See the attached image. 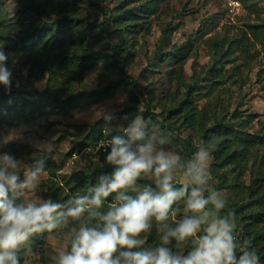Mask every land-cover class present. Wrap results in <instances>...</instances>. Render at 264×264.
<instances>
[{
  "label": "rangeland",
  "instance_id": "obj_1",
  "mask_svg": "<svg viewBox=\"0 0 264 264\" xmlns=\"http://www.w3.org/2000/svg\"><path fill=\"white\" fill-rule=\"evenodd\" d=\"M1 1L11 15L21 8L17 0ZM231 1L99 0L100 7L82 4L81 16L100 23L93 31V48L104 54L82 74L72 72L70 66L65 65L57 71L56 79L49 80L50 61L11 53L8 64L13 73L12 86L41 90L49 83L59 88L64 97L77 96L68 113L49 107L28 122L16 125L0 122V154L13 155L22 167L34 166L40 159L45 162L46 173L39 189L26 194V198L52 199L55 191L68 195V200L75 197L62 182L63 178L103 163L94 153L85 151L93 147L94 142L80 145L97 121H100L95 127L97 132L105 128L110 136L119 135L137 115L143 117L147 104L154 112H161L164 105L178 104L188 84L204 76L211 65L219 67L221 76L208 75L192 97L202 116V125L207 127L220 119L235 124L245 135L259 137L263 143L252 148L242 169L235 164L219 168L211 164L210 187L222 191L228 203L235 195L236 182L260 185V190L264 191V41L262 44L253 38L245 41L248 53L239 46L240 36L250 25L264 24V0H238L240 5ZM129 8L135 15L128 20L120 22L113 19L114 15L110 16ZM16 33L14 28L11 34ZM118 41H122V49L114 53L112 46ZM0 47L3 48V44ZM162 52H177L178 57L163 60ZM122 59L124 63L119 61ZM125 77L134 79L133 96L124 84L99 97L87 96ZM104 111H114L115 118L106 122L100 115ZM165 123V127L156 124L148 127L149 135L167 137L169 143L162 147L179 153L186 163L192 154L178 145L175 136L190 140L198 148L205 143L201 126L189 127L183 113L170 117ZM49 142L56 146L51 154L41 149ZM219 175L227 188L216 189L222 184ZM144 180L154 182L151 175H142L137 181V193L142 191ZM183 180L182 174L177 172L174 183ZM174 210L175 216L170 215L167 222L171 227L182 220L183 208ZM98 223V220L91 221L89 226ZM152 224L150 231L142 234L145 240L142 249L160 244L161 233L154 220ZM79 226V222H71L69 227L78 229ZM153 230L155 235L151 233ZM191 247V243L186 242L173 251L186 254ZM63 248H70L69 228L56 229L41 240L30 237L18 255L21 264H55L54 257Z\"/></svg>",
  "mask_w": 264,
  "mask_h": 264
},
{
  "label": "clouds",
  "instance_id": "obj_2",
  "mask_svg": "<svg viewBox=\"0 0 264 264\" xmlns=\"http://www.w3.org/2000/svg\"><path fill=\"white\" fill-rule=\"evenodd\" d=\"M7 61L8 54L0 47V85L10 90L13 73ZM100 115L106 122L115 118L114 111ZM148 127L137 115L122 135L87 148L89 153L103 149L106 163L114 170L100 177L88 190L90 196H75L66 204L26 198L41 185L46 173L43 159L22 167L13 155L0 154V264H21L18 253L30 237L63 228H69L70 248L57 251L55 264H261L247 240L238 243L234 214L225 211L227 197L210 187L217 136L199 145L185 163L179 153L162 147L169 143L167 137L149 135ZM55 147L49 142L41 149L51 154ZM177 172L184 177L179 187L174 186ZM142 175L154 178L156 190L145 187L135 198L126 195L129 189L137 191ZM113 193L115 200L102 214L100 209ZM178 201L184 202L185 217L171 227L167 222L170 215L175 216L173 205ZM93 220L100 223L89 226ZM153 220L161 233L160 244L142 249V234L150 231ZM71 222H79V228H70ZM173 241L177 246L190 242L192 247L178 254L169 247Z\"/></svg>",
  "mask_w": 264,
  "mask_h": 264
},
{
  "label": "trees",
  "instance_id": "obj_3",
  "mask_svg": "<svg viewBox=\"0 0 264 264\" xmlns=\"http://www.w3.org/2000/svg\"><path fill=\"white\" fill-rule=\"evenodd\" d=\"M17 1L21 8L15 15H11L0 0V44H3V50L8 54V59L11 53H22L41 61H50L47 69L50 70L49 80H51L56 79L57 71L65 65L70 66L72 72L82 74L103 57L104 54L96 52L93 48L95 41L93 31L100 23L91 22L87 17L81 16L82 4L87 3L100 7L99 0ZM111 15H114L113 19L116 21L120 19V22H122L128 20L135 13L129 8ZM105 18L107 19L109 16H105ZM14 28L17 29V33L12 35L11 31ZM251 38L262 44L264 41V24H252L249 26V30H246L240 36L239 46L243 52H249L247 44L244 42ZM112 47L113 52H117L122 49V41L114 43ZM161 57H163V60L165 58L169 59V57L175 59L178 55L177 52H162ZM119 61L124 63L123 59ZM7 66L10 69L8 61ZM30 71L32 72V68H30ZM219 71V67L209 66L204 76L195 78L191 84H188L186 94L178 104L164 105L161 112H154L151 106L147 104L146 109L143 111V118L148 122L149 127L154 124L165 127L167 125L166 120L183 113L189 127H195L197 124L201 126L202 141L207 142L213 134L217 136V147L213 152V167L217 166L219 168L235 164L236 168L242 169L244 163L248 161L252 148L258 143H263V140H259V137L254 135H245L239 128H236L235 124L220 119H217L212 125L204 127L201 123L200 111L194 105L192 99L199 85H201V81H204L208 75H213L215 78L221 76ZM123 84L128 87L133 96L132 89L135 82L132 77L113 81L102 90L89 92L87 96L99 97ZM61 92L59 88L49 83L41 90L36 87L23 86H12L8 90L0 85V122L10 125L28 122L37 115L42 114L49 107L68 113L76 103L77 96L64 97ZM160 117H162V120H159ZM99 123L100 121H97L91 127L80 144L81 146H86L98 140L102 129L97 132L95 127ZM175 141L178 145L188 149L190 155L197 150V147L186 138L175 136ZM94 154L103 160L101 165L92 167L86 172H74L69 176H65L62 180L73 191L74 196H90L91 193L88 190L99 183L101 176L111 175L114 170V166L106 163L107 153L105 151ZM218 177L222 184H219L216 189L227 188L223 184V178L220 175ZM144 183L142 191L145 187H152L156 190L153 181L144 180ZM174 186L179 187L180 183H174ZM234 187L235 195L231 197V202L228 203L225 211L234 214V234L238 243L247 240L250 249L259 254L261 264H264V191L260 190V185L254 186L238 182L234 184ZM125 194L135 198L139 193L129 189ZM116 195V193H113L107 198L104 207L100 209L102 214L107 211V205L115 200ZM67 198L68 195L55 191L52 200L53 202L66 204ZM176 208H183L180 216L183 219L185 217L184 202L178 201L173 205V209ZM188 215H191V213ZM49 233L51 232L43 231L34 234L32 237L41 240ZM151 233L155 235L156 232L153 230ZM170 246L173 250L180 248L175 241Z\"/></svg>",
  "mask_w": 264,
  "mask_h": 264
},
{
  "label": "built area",
  "instance_id": "obj_4",
  "mask_svg": "<svg viewBox=\"0 0 264 264\" xmlns=\"http://www.w3.org/2000/svg\"><path fill=\"white\" fill-rule=\"evenodd\" d=\"M232 4L234 5H240L239 1L238 0H232L231 1ZM119 135H122V132L119 134ZM111 136L109 135V133L107 132V130L104 128L102 130V134L101 136L98 138V140H96L94 143H93V147L96 145V143L100 140H103V139H110ZM100 151H104L103 149H101Z\"/></svg>",
  "mask_w": 264,
  "mask_h": 264
}]
</instances>
